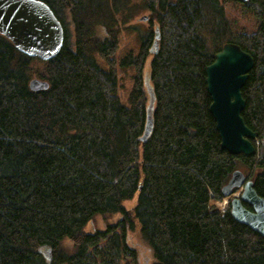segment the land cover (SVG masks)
Segmentation results:
<instances>
[{"label": "trees", "instance_id": "16d2710c", "mask_svg": "<svg viewBox=\"0 0 264 264\" xmlns=\"http://www.w3.org/2000/svg\"><path fill=\"white\" fill-rule=\"evenodd\" d=\"M42 1L63 27L53 58L0 34V264H264V235L215 204L239 167L264 197V0ZM228 1L255 17L253 30ZM141 11L138 49L115 56ZM225 42L254 59L241 88L257 132L250 156L221 148L208 108L204 69ZM33 77L47 88L30 89ZM95 216L104 227L87 230Z\"/></svg>", "mask_w": 264, "mask_h": 264}, {"label": "water", "instance_id": "95a60500", "mask_svg": "<svg viewBox=\"0 0 264 264\" xmlns=\"http://www.w3.org/2000/svg\"><path fill=\"white\" fill-rule=\"evenodd\" d=\"M0 34L18 51L43 60L53 58L63 45L62 24L42 0H0ZM253 64V56L239 44L225 42L204 69L210 95L208 108L215 120L220 146L231 154L250 156L256 149L253 140H256L257 132L245 124L241 115L245 106L241 88ZM28 84L32 90L48 86V82L37 77L31 78ZM152 109L153 98L150 96L146 125L140 137L142 141L151 130ZM235 188L241 191L230 199L232 217L264 235V197L257 194L253 181L239 168L232 171L221 194L231 196Z\"/></svg>", "mask_w": 264, "mask_h": 264}, {"label": "rangeland", "instance_id": "374dc122", "mask_svg": "<svg viewBox=\"0 0 264 264\" xmlns=\"http://www.w3.org/2000/svg\"><path fill=\"white\" fill-rule=\"evenodd\" d=\"M137 1V0H135ZM239 2V1H238ZM226 8L228 15L233 17L234 20L238 22L239 28L245 29V30H253L256 27V19L253 17L248 11H246L240 4L234 2V1H228L226 3ZM145 14L146 12L141 11L139 14H137L130 22V24L133 26V28L123 29L122 33L120 35L119 43L116 49L115 56H121L123 53L131 50H136L139 47L140 44V33L144 28L146 27V20H145ZM68 30H72V25L67 26ZM95 30H103L99 27H96ZM102 32V31H101ZM97 62L103 67L106 68L107 65L105 61L97 58ZM132 68H125L120 70V90L119 94L121 95V101L123 103H126V96L128 94V91L131 88L132 84ZM241 168L246 174H247V168L245 167H239ZM239 191L236 192L238 194ZM136 200V195L132 197L131 199H128L124 202L125 206H130V204L134 203ZM217 206L220 208H223L225 206V201L221 200L220 202H215ZM117 217V215L115 216ZM104 227V219L102 216H95L93 218V221H89L86 224L87 230H92L93 228H103ZM64 248L67 250L71 249V242L66 240L64 241Z\"/></svg>", "mask_w": 264, "mask_h": 264}, {"label": "bare ground", "instance_id": "6f19581e", "mask_svg": "<svg viewBox=\"0 0 264 264\" xmlns=\"http://www.w3.org/2000/svg\"><path fill=\"white\" fill-rule=\"evenodd\" d=\"M142 141V140H141Z\"/></svg>", "mask_w": 264, "mask_h": 264}, {"label": "flooded vegetation", "instance_id": "af4514ba", "mask_svg": "<svg viewBox=\"0 0 264 264\" xmlns=\"http://www.w3.org/2000/svg\"><path fill=\"white\" fill-rule=\"evenodd\" d=\"M250 209V208H249Z\"/></svg>", "mask_w": 264, "mask_h": 264}]
</instances>
